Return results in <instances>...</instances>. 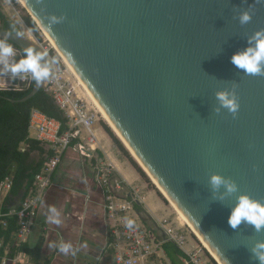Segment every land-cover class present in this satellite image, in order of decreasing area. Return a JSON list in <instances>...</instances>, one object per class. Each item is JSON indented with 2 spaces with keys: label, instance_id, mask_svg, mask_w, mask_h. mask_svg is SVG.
<instances>
[{
  "label": "water",
  "instance_id": "1",
  "mask_svg": "<svg viewBox=\"0 0 264 264\" xmlns=\"http://www.w3.org/2000/svg\"><path fill=\"white\" fill-rule=\"evenodd\" d=\"M23 2L222 264H259L252 249L264 230L233 229L228 217L241 193L264 202V75H245L231 57L264 29V0ZM244 11L252 14L247 24ZM52 15L66 18L49 30ZM5 35L21 50H45L0 28ZM234 84L238 115L217 113L216 91ZM213 173L239 192L221 200Z\"/></svg>",
  "mask_w": 264,
  "mask_h": 264
},
{
  "label": "built area",
  "instance_id": "2",
  "mask_svg": "<svg viewBox=\"0 0 264 264\" xmlns=\"http://www.w3.org/2000/svg\"><path fill=\"white\" fill-rule=\"evenodd\" d=\"M14 49L15 56L12 58L14 60L17 57L22 58L21 50L16 47ZM53 67L55 75L46 81L45 90L53 96L56 104L63 111L67 118V127L63 129V123L60 120L39 110H33L31 113L29 129L35 132L40 142L48 146L50 153L48 161L36 174L21 205L7 212L0 211V264H10L9 262L33 264L30 262V256L18 248L28 242L32 236L38 211L44 203L47 191L53 185V174L62 162L64 154L71 148L85 157L98 160L97 178L104 190L108 219L110 217L112 220V224L109 225V235L112 238L111 247L115 250V264H143L158 255V251L152 249L154 245L163 250L165 239L183 248L186 244L183 234L177 231L178 229L168 219L161 224L162 229L163 224H166L164 225L166 238L163 241L149 228L138 226L137 223H134L131 228L127 226L130 211H134L136 203H143L141 191L134 186H129L132 192H125L126 186L122 180L115 177L113 165L103 163L97 154L96 146L95 127L101 121L98 107L82 89L83 87L71 79L67 69H64L59 62ZM0 77L10 80L6 82V86L0 87L7 90L28 88L33 81L30 74H27L24 79L11 78L10 74L1 73ZM14 80H17V83ZM13 184L11 176L5 177L0 182V194L4 198L10 194ZM12 220L15 221V227L12 226ZM120 220L123 222H118ZM140 221L142 222L141 219ZM8 232L9 235H7ZM189 256L191 258V255ZM184 261L188 264L187 259Z\"/></svg>",
  "mask_w": 264,
  "mask_h": 264
},
{
  "label": "crops",
  "instance_id": "3",
  "mask_svg": "<svg viewBox=\"0 0 264 264\" xmlns=\"http://www.w3.org/2000/svg\"><path fill=\"white\" fill-rule=\"evenodd\" d=\"M95 133L97 154L103 163L113 165L115 177L122 180L125 186H134L141 192L144 191L147 184L141 172L139 173L132 165L131 156L122 155L124 151L120 150L119 145L101 122L96 124ZM29 136L37 139L35 132L30 129ZM42 144L49 156L48 146ZM33 154L39 157L38 152ZM97 164L98 160L95 158L85 157L71 148L64 154L61 165L53 174V185L47 191L44 203L38 211L33 234L26 242L34 244L40 237L45 238L42 252L45 259L51 260V264H115L110 253V249H113L110 246L111 235H109V225L112 224V220L107 216L104 190L97 178ZM9 176L13 178V175ZM27 192L28 190L22 191L20 196L10 201L7 200L8 196L4 198L0 194V211L7 212L11 208L19 207ZM155 193L154 190L147 191L145 205L142 203L141 205L145 206L144 211H149L153 217L162 218L172 209L157 197L158 201L154 197ZM52 207L61 213L62 223L59 225L47 222L49 209ZM134 209L137 212L136 208ZM62 243L71 244L68 254L59 251ZM29 259L35 264L31 256Z\"/></svg>",
  "mask_w": 264,
  "mask_h": 264
},
{
  "label": "trees",
  "instance_id": "4",
  "mask_svg": "<svg viewBox=\"0 0 264 264\" xmlns=\"http://www.w3.org/2000/svg\"><path fill=\"white\" fill-rule=\"evenodd\" d=\"M25 19L30 28L37 30L35 23L29 16ZM13 22L15 21L5 15L0 9V28L12 32L10 26ZM16 24L19 29L23 30L17 22ZM21 52L23 56L24 50H21ZM35 84V81H32L30 87L21 90L0 89V182L5 177L13 175L14 184L7 198L9 201L16 196H20L22 191L29 189L33 184L35 175L40 172L41 168L48 161V152L44 145L39 140L30 138L29 136L32 111L39 110L60 120L63 123V129L67 127V118L56 104L53 96L46 90H40L33 98L27 101H18L30 94ZM106 129L114 138V141L121 146L124 153L129 156L130 154L122 145V142L113 134L108 126ZM22 148L24 149L22 150ZM34 152H38L39 157H35ZM137 168L141 174L145 175L138 165ZM135 208L140 214L144 212V207L139 203L135 204ZM144 221L147 222L145 219ZM12 226L15 227L14 220H12ZM7 235H9V232ZM111 240L112 238H110ZM44 242L45 238L40 237L34 244L24 243L18 249L25 251L31 256L35 264H51V260L45 259L42 252ZM162 247L173 264H186L184 259L191 260L190 256L175 242L165 239ZM110 253L113 257L115 256L114 249H110ZM190 264L195 263L191 262Z\"/></svg>",
  "mask_w": 264,
  "mask_h": 264
},
{
  "label": "clouds",
  "instance_id": "5",
  "mask_svg": "<svg viewBox=\"0 0 264 264\" xmlns=\"http://www.w3.org/2000/svg\"><path fill=\"white\" fill-rule=\"evenodd\" d=\"M66 17L64 15H52L48 22L49 30L52 25L61 23ZM241 24H247L252 19L250 11H244L240 17ZM12 32L17 37H24L25 32L17 27L16 22L10 26ZM8 42V36L0 37V73L10 74L11 78L19 77L24 79L27 74H30L31 79L39 86L41 83L51 79L55 75L53 65L58 63L57 58L51 61L45 60L48 56V50L35 51L28 47L24 49V55L18 61L10 60L15 56L14 46ZM17 48V47H16ZM232 64L241 70L245 75L257 76L264 75V29L258 30L249 38V46L244 50L234 53L231 57ZM6 86V81L0 80V87ZM216 100L218 107L215 109L217 113L221 109L227 110L233 116L238 115L240 102L235 91V84L231 89H222L216 91ZM209 184L214 192L221 187L225 189L224 193L220 194V199L223 200L227 196H231L239 192L238 184L219 173H213L209 177ZM50 215L47 217V222L59 225L62 223L61 213L52 207L49 209ZM242 223L253 226L256 231L264 230V202H261L249 194L241 193L236 196L235 204L231 207L228 217V224L231 228L236 229ZM134 221L129 219L127 226L133 227ZM71 250V244L62 243L59 246V251L68 254ZM255 258L259 264H264V241L258 242L252 249ZM226 264L228 262L226 261Z\"/></svg>",
  "mask_w": 264,
  "mask_h": 264
},
{
  "label": "rangeland",
  "instance_id": "6",
  "mask_svg": "<svg viewBox=\"0 0 264 264\" xmlns=\"http://www.w3.org/2000/svg\"><path fill=\"white\" fill-rule=\"evenodd\" d=\"M0 2H1V8L5 10V13L8 15L9 18H11L15 22H17L18 25H20L22 27L23 31L25 32V35H27L30 39L35 41L37 44L41 45L44 49H47L51 58L52 59L57 58L58 62L64 67V69H67L69 71V69L66 67L64 61H62L63 59L58 54V52L53 48V46L50 44V41L47 39L43 29L40 27L38 22L30 14L27 7H25L21 2H19V0H0ZM28 16L35 23L37 30H33L32 28H30L27 25L25 18ZM19 59H21V58L17 57L16 61H18ZM69 72H67V74L71 77V79L73 81L75 80L77 82V84H79V82L74 77V75L71 74V71H69ZM99 112H100V110H99ZM100 117H101L100 122L104 126V128H106L108 126L110 128V130L113 132L112 128L104 120L102 114L100 115ZM113 134L117 137V135L114 132H113ZM117 138H119V137H117ZM122 145L126 149H128L126 147V145L123 144V142H122ZM119 148L123 152L121 146H119ZM128 152L130 154L129 156L132 157V159L130 161H131L132 165L135 167V169L139 172V170L137 168V165H138V167H140V170H142L145 174V175H143L139 172L141 174V176L143 177V180L147 184L146 189L144 191H142L141 195H140L141 199H142L141 202H143L142 204L145 205L147 191L154 190V191H156V193L154 194V197L156 199L159 198L160 200L164 201V203L168 207L170 206L171 207L170 209H172L168 215H166L162 218L153 217V215L149 211H147V212L144 211L142 214H139L134 209V211L133 210L130 211V215L128 216V218H130L132 221H134V223H137L138 226H144L145 228H149L150 230H152L158 236V238L162 241H163V238H166L164 235V230H165L164 225H166V224H163V229H162L161 224H162V222H164L165 219H168L170 221V223H172V225L176 229H178L177 231H180L183 234L182 237L185 238L186 244L183 246L182 249L184 251H187V254L191 255V260L188 261V264H190L191 262H193L195 264H220L217 260H215V258L210 254V252L205 248L203 243L192 232V230L189 228V226L187 224H185L182 220H180L179 215L176 212V210L170 205V202L166 199V197L158 190V188L153 183L152 178L145 171V169L142 167V165L138 162V160L135 158V156L132 154V152L129 149H128ZM122 155L125 157H128L127 155H125L124 152ZM135 162H136V164H135ZM60 165H61V163H60ZM59 166H58V168H59ZM126 191L132 192V190L130 189L129 186L125 187V192ZM159 199H158V201H159ZM144 208H145V206H144ZM143 218L145 220H147V222H145ZM140 219L141 220L143 219L142 222L144 224L140 221ZM118 222H123V221L120 220ZM113 223H115V222H113ZM117 224H122V223H117ZM160 226H161V228H160ZM107 241H108V237H107ZM110 246H112V245H110ZM152 249L157 250L158 255H155L154 257L150 258L148 261L144 262L143 264H173L171 262V260L168 258V256L165 254L164 250H162L161 248H158L157 245H154L152 247ZM111 257H112V260L114 262L115 256L113 257V255H111Z\"/></svg>",
  "mask_w": 264,
  "mask_h": 264
},
{
  "label": "bare ground",
  "instance_id": "7",
  "mask_svg": "<svg viewBox=\"0 0 264 264\" xmlns=\"http://www.w3.org/2000/svg\"><path fill=\"white\" fill-rule=\"evenodd\" d=\"M25 7V3L23 0H19ZM39 24V23H38ZM40 25V24H39ZM40 27L43 29L47 39L50 41V44L53 46V48L58 52V54L61 56L64 61L65 65L71 71V74L74 75V77L77 79L79 84L83 87V90L87 92V94L90 96V98L95 102L96 106L100 110L104 120L108 123V125L112 128L113 132L119 137L121 142H123L124 145L132 152V154L135 156V158L138 160V162L142 165V167L145 169V171L149 174V176L152 178L153 183L158 188V190L166 197V199L170 202V205L176 210V212L179 215L180 220H182L185 224L189 226V228L192 230V232L197 236V238L203 243L205 248L210 252V254L217 260L220 264L222 262L218 259V257L214 254V252L210 249V247L207 245V243L204 241V239L201 237V235L197 232V230L194 228V226L190 223V221L186 218V216L183 214V212L178 208V206L173 202V200L169 197V195L166 193V191L162 188V186L158 183V181L154 178V176L149 172L145 164L142 162V160L137 156V154L132 150L128 142L125 140L124 136L121 134V132L118 130L116 125L113 123L111 118L108 116V114L105 112L103 107L100 105V103L97 101L95 96L92 94V92L89 90V88L86 86V84L83 82L81 77L78 75L76 70L73 68L69 60L64 56L63 52L60 50V48L56 45V43L53 41V39L50 37V35L47 33V31L40 25ZM0 80L4 81H10L7 80L5 77H0ZM127 149V150H128ZM47 157V156H46ZM34 167V166H33Z\"/></svg>",
  "mask_w": 264,
  "mask_h": 264
}]
</instances>
